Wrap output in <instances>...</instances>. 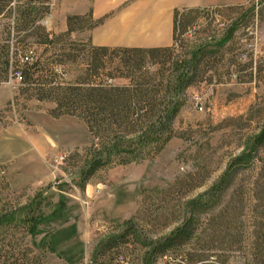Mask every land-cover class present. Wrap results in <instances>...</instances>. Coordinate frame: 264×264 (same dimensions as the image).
Here are the masks:
<instances>
[{
	"label": "rangeland",
	"instance_id": "rangeland-1",
	"mask_svg": "<svg viewBox=\"0 0 264 264\" xmlns=\"http://www.w3.org/2000/svg\"><path fill=\"white\" fill-rule=\"evenodd\" d=\"M51 3L2 0L0 44L14 42L7 79L26 69L23 53L33 59L29 82H0V264H148L147 244L190 215L193 237L152 264H264L260 162L241 159L264 121V64L239 58L252 29L264 56V0L201 9L184 30L178 25L168 55L146 58L136 72L165 81L175 62L204 56L180 93L156 96L179 103L161 146L159 137L144 146L120 133L90 135L79 118L50 117L49 95L35 98L37 84L48 94L50 86L130 85L119 55L88 44L86 19L73 35L50 29ZM18 7L39 11L19 35ZM103 141L110 153L87 175L89 149ZM60 156L55 171L50 163Z\"/></svg>",
	"mask_w": 264,
	"mask_h": 264
},
{
	"label": "trees",
	"instance_id": "trees-1",
	"mask_svg": "<svg viewBox=\"0 0 264 264\" xmlns=\"http://www.w3.org/2000/svg\"><path fill=\"white\" fill-rule=\"evenodd\" d=\"M239 5H230L229 7H238ZM228 7V6H220ZM3 9L2 0H0V13ZM47 10V8H46ZM201 9L177 8L174 10V33L173 44L176 42V30L178 25L184 30L186 26L194 20ZM16 13V33H28L34 28L36 16L39 11L36 7L28 9L14 8ZM86 19L90 24L88 29L100 24L102 19L94 20L90 13L85 15L69 14L66 16L67 29L64 34H70L75 31L77 23ZM81 28V27H80ZM172 47V46H171ZM171 47L164 48H113L105 47L93 48L97 53L105 55L109 51L119 55V64L131 74H126L130 80V85L104 87L98 84H91L86 89L81 86H72L69 88H56L50 86V92L45 93L40 84H37L35 98L44 100L47 95L50 96V102L55 104V108L50 110V116L58 118L60 116H73L81 119L90 135L96 133L102 134L107 140L113 139L111 135L128 136L134 142L150 145L152 141L156 142L160 138V146L164 145L173 136L172 122L175 118L179 103L175 99H168L166 95L158 99L156 96L162 92H171L173 95L180 93L191 83L192 78L188 75L191 68H196L203 60L204 56L198 58L199 53H193L190 59H183L175 62L171 76L164 78H148L141 80L137 75L142 68L146 58L157 62L158 57L168 55ZM14 52L13 38L9 36L0 44V82L7 80V75L11 65V56ZM100 56V55H99ZM180 63V64H179ZM163 64V63H162ZM26 69L19 70L21 79L30 81L32 75L28 63H23ZM134 73V74H133ZM162 76V75H160ZM31 84V83H29ZM48 92V91H46ZM160 98V97H159ZM103 141L100 148L89 149L90 159L87 162L89 168L87 175H91L100 165L102 160L110 153V149ZM115 144L114 142L110 143ZM159 146V147H160ZM244 152L241 159L245 161L258 160V175L264 183V121L257 133L249 136L244 145ZM132 161V160H130ZM128 160L122 159L120 163H126ZM260 181V182H261ZM257 183V179L256 182ZM264 186V184H263ZM264 199V194L262 195ZM259 199V198H258ZM193 216H188L184 221L164 235L147 244L148 264L166 253L178 251V249L188 242L194 235ZM33 221V219L31 220Z\"/></svg>",
	"mask_w": 264,
	"mask_h": 264
},
{
	"label": "crops",
	"instance_id": "crops-1",
	"mask_svg": "<svg viewBox=\"0 0 264 264\" xmlns=\"http://www.w3.org/2000/svg\"><path fill=\"white\" fill-rule=\"evenodd\" d=\"M246 1L52 0L50 29L66 31L67 15L90 13L94 20L102 19L100 24L81 31V33H85L86 40L92 48H164L173 45L175 9H203L239 5ZM57 17L58 23L55 20ZM56 23L57 27L54 26ZM70 34H75V31ZM68 117L74 118L73 116Z\"/></svg>",
	"mask_w": 264,
	"mask_h": 264
},
{
	"label": "built area",
	"instance_id": "built-area-1",
	"mask_svg": "<svg viewBox=\"0 0 264 264\" xmlns=\"http://www.w3.org/2000/svg\"><path fill=\"white\" fill-rule=\"evenodd\" d=\"M246 35L249 36L251 39H244L243 42H245V48L244 50L239 54V58L241 60H250L255 66V64L260 60L259 62L264 64V56L260 59L258 56L259 51L257 50V43H256V32L255 29L246 31ZM247 41V42H246ZM33 59V52L32 50H28L27 52L23 53L20 56V63H28L30 64ZM21 74L19 70H14L12 74L7 79V84L11 85L15 80H20ZM61 160H63V156H60L56 158L53 163H50V167L53 168L55 171L58 170L56 167Z\"/></svg>",
	"mask_w": 264,
	"mask_h": 264
}]
</instances>
